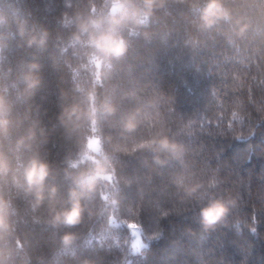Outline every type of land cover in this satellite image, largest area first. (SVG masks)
<instances>
[{
	"label": "trees",
	"instance_id": "16d2710c",
	"mask_svg": "<svg viewBox=\"0 0 264 264\" xmlns=\"http://www.w3.org/2000/svg\"><path fill=\"white\" fill-rule=\"evenodd\" d=\"M70 2L71 7L67 0H0L7 21L0 33H17L23 22L29 30L35 24L50 34L40 53L18 34L0 50V91L14 104V125L0 145L13 167L39 151L54 168L51 183L58 189L53 200L34 206L33 197L14 187L10 176L0 180V192L15 210L14 230L0 242L7 264H264V0H223L231 19L211 28L202 27L194 11L203 0H167L149 26L129 38L126 57L97 85L117 105L100 123L105 148L114 157L115 180L99 186L86 202L80 224L57 229L50 219L55 209L68 206L71 187L64 178L65 158L92 134L87 127L66 130L57 117L80 100L76 84L90 87L94 79L77 71V50L68 44L72 29L61 27L60 20L99 10L104 0ZM34 54L42 66V86L29 97L21 75ZM132 113L138 127L129 134L123 121ZM34 122L49 130L47 142L38 134L30 148H17L16 140ZM160 130L185 145L182 160L169 158L161 165L152 154L133 151L139 139ZM179 174L186 183L201 182L202 192L235 197L237 207L215 230L204 232L201 204L182 200L173 183ZM133 225L148 244L144 255L130 250ZM68 231L76 238L65 247Z\"/></svg>",
	"mask_w": 264,
	"mask_h": 264
},
{
	"label": "clouds",
	"instance_id": "9594fccd",
	"mask_svg": "<svg viewBox=\"0 0 264 264\" xmlns=\"http://www.w3.org/2000/svg\"><path fill=\"white\" fill-rule=\"evenodd\" d=\"M166 3L167 0H104L99 10L92 8L89 11H77L72 16L65 14L60 20L61 27L72 29L68 44L77 50L80 61L77 71H87L94 79L90 87L76 84L75 92L79 94L80 100L64 107L57 117L58 125L66 130L79 133L87 127L92 134H85L78 151L65 158L64 178L71 185L68 206L53 211L50 219L53 228L71 229L80 224L88 211L86 202L99 186L115 180L114 157L105 148L106 140L100 134V123L117 112V105L113 95L98 92L97 85L108 79L126 57L130 47L129 38L139 36L141 29L149 26L156 12L164 9ZM67 6L71 7L70 0H67ZM194 11L199 15L204 28H211L220 21L227 22L231 19V13L223 0H203L202 5L195 7ZM6 23V18L0 15V25ZM246 28L247 25L241 26L240 33ZM17 34L28 48L35 47L37 53L47 48L50 36L48 30L35 24L29 30L22 22L17 33H0V50L6 46L7 40L15 39ZM41 67L38 54H34L24 67L21 82L24 94L29 97L35 95L42 86ZM13 107V101L7 92L0 91V137L10 136L14 125ZM56 127L54 124L51 131H55ZM137 127L136 113L124 119L125 133H133ZM38 134L42 142L46 143L49 130L38 122L30 124L16 140V147L30 148ZM136 150L152 154L154 162L162 165L169 158L182 160L186 148L166 131L160 130L147 138L139 139L134 144L133 151ZM9 176L14 187L33 197L34 206H39L45 199L51 201L56 197L58 189L51 183L55 170L39 151L31 152L27 159L13 167L0 145V180ZM173 183L182 193V200L201 204L198 220L204 232L215 230L237 207L235 197L202 192L204 185L201 182L193 180L186 183L182 174L177 175ZM111 203L115 205L116 200L113 199ZM14 213L12 201L0 192V242H6L14 230L11 221ZM75 238V233L65 232L62 243L68 247ZM147 249L148 244L138 243L134 246L133 254L144 255ZM0 264H7V254L3 249H0ZM83 264L91 262L85 260Z\"/></svg>",
	"mask_w": 264,
	"mask_h": 264
},
{
	"label": "rangeland",
	"instance_id": "374dc122",
	"mask_svg": "<svg viewBox=\"0 0 264 264\" xmlns=\"http://www.w3.org/2000/svg\"><path fill=\"white\" fill-rule=\"evenodd\" d=\"M129 229H130V234L132 237L130 250L133 253V249L135 245H137L138 243L140 244H144V243L141 239L140 232L136 227L131 226Z\"/></svg>",
	"mask_w": 264,
	"mask_h": 264
}]
</instances>
